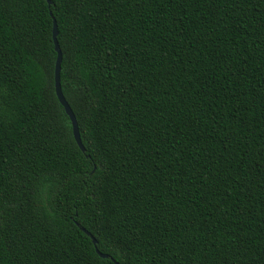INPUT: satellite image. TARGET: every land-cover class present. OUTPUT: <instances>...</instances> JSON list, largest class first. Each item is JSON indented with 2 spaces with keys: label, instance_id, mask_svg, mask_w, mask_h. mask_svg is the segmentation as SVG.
Returning a JSON list of instances; mask_svg holds the SVG:
<instances>
[{
  "label": "trees",
  "instance_id": "1",
  "mask_svg": "<svg viewBox=\"0 0 264 264\" xmlns=\"http://www.w3.org/2000/svg\"><path fill=\"white\" fill-rule=\"evenodd\" d=\"M51 1L0 0V264H264V0Z\"/></svg>",
  "mask_w": 264,
  "mask_h": 264
},
{
  "label": "water",
  "instance_id": "2",
  "mask_svg": "<svg viewBox=\"0 0 264 264\" xmlns=\"http://www.w3.org/2000/svg\"><path fill=\"white\" fill-rule=\"evenodd\" d=\"M49 4L52 3L51 0H48ZM58 26H57V22L54 19V25H53V38H54V42H55V49L58 53L57 56V60H56V65H55V74H54V81H55V91H56V95L59 99V101L61 102V104L63 105V107L65 108L66 113L69 115L71 122H72V127H73V134L75 137L76 142L78 143L79 147L81 148L82 151H85L86 148L82 142L81 139V134H80V130H79V126H78V121L77 118L69 104V102L67 101V99L65 98V95L63 93L62 90V84H61V63H62V50L58 41ZM81 229L86 232L93 240V243L96 244L97 240L96 238L88 231L86 230L84 227H81ZM97 252L100 254V256L106 258L109 257L108 254L102 253L101 251H99L97 249ZM117 264H120L118 262H116Z\"/></svg>",
  "mask_w": 264,
  "mask_h": 264
},
{
  "label": "snow or ice",
  "instance_id": "3",
  "mask_svg": "<svg viewBox=\"0 0 264 264\" xmlns=\"http://www.w3.org/2000/svg\"><path fill=\"white\" fill-rule=\"evenodd\" d=\"M65 7L68 9V15L71 18L76 17V11L80 6H82V0H62ZM212 0H209V3H211ZM76 38V27L74 24L68 25V30L65 33L64 40L67 47H72L74 45ZM39 46V45H37ZM43 57H41V63H43ZM264 162V161H262ZM0 204H2V200H0ZM4 247H7V245L4 243V235H3V228L0 226V249H3Z\"/></svg>",
  "mask_w": 264,
  "mask_h": 264
}]
</instances>
